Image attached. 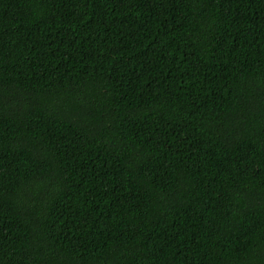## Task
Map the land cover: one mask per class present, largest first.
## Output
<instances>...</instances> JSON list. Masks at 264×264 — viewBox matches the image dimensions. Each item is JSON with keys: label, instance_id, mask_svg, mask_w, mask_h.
Masks as SVG:
<instances>
[{"label": "trees", "instance_id": "16d2710c", "mask_svg": "<svg viewBox=\"0 0 264 264\" xmlns=\"http://www.w3.org/2000/svg\"><path fill=\"white\" fill-rule=\"evenodd\" d=\"M0 264H264V0H0Z\"/></svg>", "mask_w": 264, "mask_h": 264}]
</instances>
